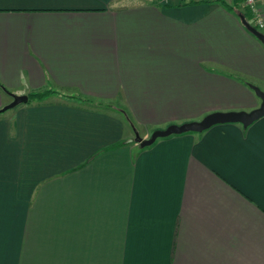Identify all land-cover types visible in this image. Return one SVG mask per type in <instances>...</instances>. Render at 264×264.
Segmentation results:
<instances>
[{
  "label": "crops",
  "instance_id": "obj_1",
  "mask_svg": "<svg viewBox=\"0 0 264 264\" xmlns=\"http://www.w3.org/2000/svg\"><path fill=\"white\" fill-rule=\"evenodd\" d=\"M245 12L253 24L241 0H0V110L55 92L0 113V264H264V116L143 149L131 127L147 139L260 105Z\"/></svg>",
  "mask_w": 264,
  "mask_h": 264
},
{
  "label": "water",
  "instance_id": "obj_2",
  "mask_svg": "<svg viewBox=\"0 0 264 264\" xmlns=\"http://www.w3.org/2000/svg\"><path fill=\"white\" fill-rule=\"evenodd\" d=\"M240 20L246 30L254 36L264 47V34L254 28L242 15ZM254 94L260 99V105L249 112L239 111V112H216L211 113L203 117L200 121H192L187 123H182L179 125H169L164 129H157L153 131L147 139H143L139 136L137 131L134 129V141L139 145L140 148L149 147L155 143L158 139L167 138L170 136L182 135L186 133H202L215 125L238 123L244 128L250 126L255 121L259 120L264 116V92H262L256 86H250ZM13 101L3 107L0 111L5 112L7 110L13 109L21 104H26L28 102V97L12 95Z\"/></svg>",
  "mask_w": 264,
  "mask_h": 264
},
{
  "label": "built area",
  "instance_id": "obj_3",
  "mask_svg": "<svg viewBox=\"0 0 264 264\" xmlns=\"http://www.w3.org/2000/svg\"><path fill=\"white\" fill-rule=\"evenodd\" d=\"M180 1L182 0H161L162 3H178ZM241 2L243 6L252 14L253 24L251 25L260 31L263 28V21L258 11L259 0H241Z\"/></svg>",
  "mask_w": 264,
  "mask_h": 264
},
{
  "label": "trees",
  "instance_id": "obj_4",
  "mask_svg": "<svg viewBox=\"0 0 264 264\" xmlns=\"http://www.w3.org/2000/svg\"><path fill=\"white\" fill-rule=\"evenodd\" d=\"M243 16L247 21H249V18H248V16H247V14H246V12L245 13H240L239 14V16ZM55 92L54 91H46V92H43V93H38V94H30L29 96H28V103H30V102H32V101H35V100H41V99H43V98H46L47 96H49V95H52V94H54ZM63 97H66V98H69V99H73V97H71V96H64L63 95ZM120 112H122L123 114H124V117H125V120L131 125V123H130V119L128 118V116L126 115V112H124V111H122V110H119ZM0 113H1V111H0ZM131 127H132V125H131ZM187 134V133H186ZM141 149H143V148H141Z\"/></svg>",
  "mask_w": 264,
  "mask_h": 264
},
{
  "label": "rangeland",
  "instance_id": "obj_5",
  "mask_svg": "<svg viewBox=\"0 0 264 264\" xmlns=\"http://www.w3.org/2000/svg\"><path fill=\"white\" fill-rule=\"evenodd\" d=\"M140 136V135H139ZM141 137V136H140ZM141 138H143V137H141ZM143 139H145V138H143Z\"/></svg>",
  "mask_w": 264,
  "mask_h": 264
}]
</instances>
